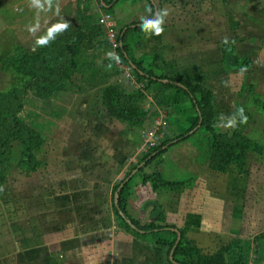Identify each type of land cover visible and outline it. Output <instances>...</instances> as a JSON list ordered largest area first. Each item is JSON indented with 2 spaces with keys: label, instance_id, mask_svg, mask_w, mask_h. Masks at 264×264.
I'll return each mask as SVG.
<instances>
[{
  "label": "rangeland",
  "instance_id": "rangeland-1",
  "mask_svg": "<svg viewBox=\"0 0 264 264\" xmlns=\"http://www.w3.org/2000/svg\"><path fill=\"white\" fill-rule=\"evenodd\" d=\"M59 1L55 0L56 4L51 3L53 6L49 8L47 0H39L47 11L38 13L34 4L30 7V0H0V94L22 92L32 80V76L17 62L20 58L32 57L41 50L53 57L52 48L56 43H73L83 35V31H91L98 45L96 51L79 53L74 58L70 72L60 84L49 88L47 97H39L34 91H29L26 96L19 118L36 132L38 138L31 150L32 164L27 162L30 157L26 152L27 145L14 139L10 159L1 168L0 264H62L60 255L53 251L52 246L31 247L38 242V238L45 236L43 230L35 229L39 227V221L42 228L48 202L51 209L62 210L52 211V215L58 214L57 222L66 227L82 220V234L88 238L92 235L91 227H111L113 221L116 231L123 230L115 211L110 208L112 201L118 197V187L128 177L133 179L125 189L123 199L127 211L137 217L142 226L154 223L159 227L178 229L185 246L197 247L202 255L216 254L237 242L244 249L250 248L252 264H261L264 261V240L258 241L257 237L264 234L263 61L260 60L259 67H251L252 63L248 66L245 59L237 60L239 70L227 71L220 76L225 82L221 80L220 86L215 84L214 87L217 95L213 94V105L216 107L212 131L201 127L202 120L197 125V115H188L182 107L160 105L159 89H146L139 93L126 82L119 67L129 65L122 63L120 57V63H117L113 54L111 57L106 55L112 53V48L104 28L99 25L105 7L93 0H67L62 8L57 4ZM141 1L144 0L119 1L122 18L128 11L123 5L141 9ZM208 1L212 2L210 8H204ZM219 1L227 3L224 13L228 18L235 16L243 22L241 27L244 32L239 36L253 27L256 28L254 35L259 38L264 36V0L252 9L253 12L244 8L243 3H249V0H176L177 14L173 12L167 17L173 16V20L169 21L177 31L186 28V17L192 15L195 21H199L196 27L201 33L200 17L204 12H211V16L217 17ZM57 6L61 7L59 14L56 13ZM107 10L113 16L119 37L124 28L141 23L130 21L125 24L118 12ZM37 14L41 26L32 35L27 28L35 24ZM61 22L69 23L67 30L55 34L47 46H35L38 37L46 35L48 28ZM162 27L167 33L172 30H169L171 24ZM129 33L127 44L130 57L158 76L170 78L178 73L176 64L171 60V55L177 53L171 46V35H161L163 39L149 36L148 39V36H140L139 32ZM150 35H153L152 32ZM244 46L245 43L242 46L245 49ZM224 54L228 62L234 59L231 54ZM182 64L186 66V60ZM108 65H112L111 69ZM45 67L52 68V64L49 62ZM188 75H197L204 80L202 73ZM109 86L119 87L129 104L146 113L142 123L129 124L111 117L102 103L104 90ZM45 87L41 85L42 89ZM240 108L244 109L248 118L246 124H240V117L237 116L235 129L220 127ZM221 115L223 119H220ZM214 130L250 139L263 150H248L242 160L234 158L227 165L215 147ZM186 133L190 136L178 141L179 136ZM163 141L171 142L168 150L144 167L146 154ZM106 147L110 148V152H103ZM108 157L113 162H105ZM218 166H224V170L219 171ZM145 175L179 186L177 190L160 188L155 191L154 180L145 183ZM95 191H99L102 198L93 205L90 196ZM154 203L161 205L163 221L152 217ZM84 209L86 211H82ZM37 233L39 235L34 237ZM74 233L68 232L73 239L68 242L73 246L71 251L80 243ZM76 233V236L80 235ZM46 235L51 240L54 233ZM158 237L168 239L171 235ZM50 251L48 263H32V257L42 259L47 255L44 252ZM165 258L168 261L169 252ZM260 258L262 260L257 261Z\"/></svg>",
  "mask_w": 264,
  "mask_h": 264
},
{
  "label": "trees",
  "instance_id": "trees-1",
  "mask_svg": "<svg viewBox=\"0 0 264 264\" xmlns=\"http://www.w3.org/2000/svg\"><path fill=\"white\" fill-rule=\"evenodd\" d=\"M100 1L104 2L105 0ZM114 1L111 0L110 4L114 3ZM158 11L159 9H156L154 12L157 14ZM83 22H85V17L83 18ZM140 24L124 28L120 33L119 40L121 44L118 55L122 63L130 65L138 80L142 84L143 81L145 82L143 84L145 90L154 88L160 90L161 96L158 98L160 105L182 107L188 115H197V125L202 120L201 127L205 126L213 131L211 126L215 122L214 95L204 87L203 80L200 77L181 73H175L170 78L158 76L154 72L144 68L141 62L130 57L129 46L127 44L129 32L134 31L140 34H146L141 31ZM94 38L91 31H83V35L73 43H67L65 45L56 43L52 48L54 52L53 57H50V54L46 53V51L43 52L41 50L32 57H22L17 60L22 65L23 69H21L26 70L27 74L32 76V80L29 81L22 92L17 91L12 94H0V187L3 184V171L1 168L10 159L12 140L19 139L23 144L27 145L26 152L29 154L28 157L30 156L27 162L28 165L29 163L32 164L33 157L31 150L38 135L19 118L21 111L24 109L28 92L34 91L39 97H47L49 95V88L60 84V81L70 72V68L74 64V58L79 53H92L96 51L98 45L94 42ZM49 62L52 64V68L45 67ZM230 66L237 67V60L230 59ZM43 84L47 86L45 89L41 88ZM139 93L143 92L140 91ZM102 103L107 112L121 122L137 124L142 123L145 119L146 113L138 107L129 104L127 96L117 86H109L104 90ZM189 136V133L182 134L179 136L178 141L185 140ZM213 136L215 147L221 152L220 154L223 156L222 161L224 160L227 165L231 164L234 158L242 160L248 150L258 152L263 150L258 143L237 134H221L214 130ZM170 144L171 142L169 141H163L159 146L153 147L151 152L146 154L144 158L146 163L144 167L158 156L164 154ZM22 162L27 164L24 161ZM218 170H224V166H218ZM140 172L141 170L138 173ZM132 179L128 177L124 182V188L118 191V197L115 199V214L117 219L127 231H131L139 238H150L152 240V237L156 235L170 234L171 237L169 239L154 238V244L168 246V252L170 254L178 239V235L173 232L174 228L169 226L159 227L154 223H151L147 227L142 226L140 221L132 217L127 211L123 193ZM150 180H154L153 189L155 191L160 190V188L177 190L179 186L178 184L164 183L160 181L161 179L158 177L155 178L152 175L144 176L145 183ZM120 188L121 185L118 187V190ZM151 215L152 217H157L159 221L164 220L159 203H154ZM261 239L264 240V234L257 237L258 241ZM261 260L260 258L257 261ZM251 262L250 248L244 249L237 242L222 248L216 254L202 255L197 247H186L185 240L182 236L181 242L175 249L174 261H171V264H250Z\"/></svg>",
  "mask_w": 264,
  "mask_h": 264
},
{
  "label": "crops",
  "instance_id": "crops-1",
  "mask_svg": "<svg viewBox=\"0 0 264 264\" xmlns=\"http://www.w3.org/2000/svg\"><path fill=\"white\" fill-rule=\"evenodd\" d=\"M93 1L97 4L100 3V5L105 7V11L104 13H101V16L105 13L111 14L107 9H112V11L118 12L117 15L119 14L122 18V7L118 6L119 1L121 0H115L111 5H106V3H110L111 0H105L104 2H101L100 0ZM249 1V3L245 2L243 4L245 6L244 8H247L250 12H253L252 9L256 8L257 4L261 2V0ZM59 2L57 4L62 6V8L67 4V0H60ZM141 2H143L141 9L136 7L129 8L128 4L123 5L126 6V10H128L126 16L122 18L124 19L125 24H128L130 21L132 23H140L142 22V18L155 19L156 13L154 11L156 9H166L168 15L173 12L174 14H177L176 8H178V5L175 4L176 0H144ZM51 3L56 4L55 0H51ZM211 3L212 2L208 1L203 7L210 8ZM52 4L49 5L47 3V7H52ZM226 5L227 3L225 4L224 2L219 1L218 7H216L218 8L217 17L216 15L211 16V12L203 13L202 17H200L202 24L201 33H199L198 28L196 27V24H199V21H195L192 15L186 17L187 26L186 28H183L184 30L179 29L174 31L175 27L173 26V23H171L172 21H169L171 19L173 20V16H166L165 23L163 24L167 26L169 24L172 25V28H169V30H172L169 33L163 32L162 35H171V46L174 47V51L177 52L171 55V60L176 64V71L181 74L202 73L204 87L206 84L205 88L208 89V91H211L215 96L217 95V91L214 88L215 84L220 86L221 80L223 81L220 76L227 71L240 69L237 68L238 66H230V62H228L225 57V52L231 54V56L238 61L245 59L248 66L252 63L251 67H254L255 65L256 67H259V65H261L260 62L263 61L262 64L264 67V36L259 38L258 35H254L253 32L256 30L254 27L252 30H248L249 34L245 33L243 36H239L243 31L241 25L244 24L238 17L230 16L228 18L227 14L224 13L226 12L224 11ZM148 9H151V11L149 12ZM216 13L217 12H215V14ZM248 18L251 19L252 17ZM255 19L256 18L253 17L252 21L255 22ZM179 22L181 23V21ZM150 33L151 31L146 34H141L140 36H148V39L149 36H155L150 35ZM163 36H156V38L163 39ZM153 40L154 39L152 38V41ZM243 43L246 45L244 46L245 49L242 47ZM248 49L251 50L249 51ZM183 60H186V66L182 64ZM224 82L225 81H223V83ZM215 107L216 105H214V108ZM109 149V147H106L103 149V152L108 153L110 152ZM111 161L112 158L108 157L105 162L109 163ZM97 181L98 180H96V183ZM99 198H102V196H99V191H95V194H91L90 196V199L94 201L93 205L97 204ZM50 205L51 203L48 202L46 206L47 208L44 210L42 228L40 226V221L37 223L39 227L36 228L34 226L36 228L35 230H43L42 232L45 236L40 239L38 238V242L33 243L31 247L47 248L52 246L54 248L53 251L60 255L62 264H171L170 254L168 261H166L165 258V255L168 254L169 251L168 246L154 244V240L160 238L158 236L168 234L156 235L155 237H152V240L150 238H139L125 228L123 230L117 229L116 231L113 221V226L111 227L105 228L103 226L99 227L98 225H96L95 228L91 227L90 232H92V235L88 238V236L82 234V220L78 222V224L76 223L66 227V225L57 222L59 219L58 214L54 213L52 215V211L62 210L58 208L51 209ZM110 209L113 212L115 211V199L112 201V207ZM82 211L86 210L84 209ZM90 211H93L92 208H90ZM132 217L135 218V216ZM135 219L140 221L137 217ZM71 231L75 232L74 236L76 239L78 238L80 242L78 245L74 246L72 251L71 247L73 246L68 244L69 241L73 240L71 237L72 235L68 236V232ZM76 232L80 233V235L76 236ZM46 233H54L51 240L47 237ZM35 235L39 234H34V237ZM91 236L95 237L91 239ZM167 238L169 239V237ZM88 239H90V241ZM44 254L47 255H44L42 259H39L41 257H38V259L32 257V263H41L42 261L48 263L51 251L44 252ZM261 264H264V261Z\"/></svg>",
  "mask_w": 264,
  "mask_h": 264
},
{
  "label": "clouds",
  "instance_id": "clouds-1",
  "mask_svg": "<svg viewBox=\"0 0 264 264\" xmlns=\"http://www.w3.org/2000/svg\"><path fill=\"white\" fill-rule=\"evenodd\" d=\"M47 2L49 3V5L51 4V0H47ZM33 4L36 6V9L39 11H47V9H43V6L39 4V0H30V7L33 6ZM148 11L150 12L151 9H148ZM56 13L59 14V7L57 6L56 9ZM168 16V11L166 9L164 10H159L155 16V19L153 18H142V22L140 24V29L141 31H143L144 33H147L149 31L152 32L153 35L155 36H160L162 35V33L164 32V28L162 27V25L165 23V17ZM40 22H39V15L37 14V19L34 25L29 26L27 28V31L32 34L35 35V33L37 32V30H39L40 28ZM69 27V23L68 22H61V23H57L54 24L52 27L47 29L46 35H43L41 37H38L35 40V46L36 47H44L47 46L49 44L50 40L54 39L55 34L57 33H62L63 31L67 30V28ZM35 50V47L33 48V51ZM108 57L112 56L111 52H108L106 54ZM117 63H120L119 57H116ZM112 65H108V68L111 69ZM239 116V123L240 124H246L247 123V116L244 114V109L240 108L237 110V112L235 114H233L227 121L226 124L220 126L223 128H231V129H235L236 125H237V120L236 117ZM223 119V115H221V118Z\"/></svg>",
  "mask_w": 264,
  "mask_h": 264
},
{
  "label": "built area",
  "instance_id": "built-area-1",
  "mask_svg": "<svg viewBox=\"0 0 264 264\" xmlns=\"http://www.w3.org/2000/svg\"><path fill=\"white\" fill-rule=\"evenodd\" d=\"M99 25L104 28L106 37L108 39L109 45L112 48V54L114 58L119 57L118 50L120 48V40L119 35L116 31L113 16L109 13L103 14L99 19ZM120 70L124 73V77L126 78V82L130 83L136 89L145 92L144 85L138 80L137 76L135 75L132 67L129 66H121ZM153 148V147H152ZM151 150V149H150Z\"/></svg>",
  "mask_w": 264,
  "mask_h": 264
},
{
  "label": "water",
  "instance_id": "water-1",
  "mask_svg": "<svg viewBox=\"0 0 264 264\" xmlns=\"http://www.w3.org/2000/svg\"><path fill=\"white\" fill-rule=\"evenodd\" d=\"M124 184L123 183L121 185V188L119 189V191H121L122 188H124ZM173 232L176 233L178 235V239H177V242H176V245L174 246L173 250L171 251L170 253V260L173 262L174 261V252H175V249L176 247L178 246V244L181 242L182 240V234L180 233V231L178 229H173Z\"/></svg>",
  "mask_w": 264,
  "mask_h": 264
}]
</instances>
